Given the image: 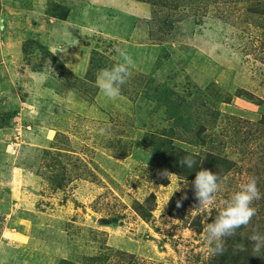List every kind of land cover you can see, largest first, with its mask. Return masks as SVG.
Instances as JSON below:
<instances>
[{"label": "rangeland", "instance_id": "1", "mask_svg": "<svg viewBox=\"0 0 264 264\" xmlns=\"http://www.w3.org/2000/svg\"><path fill=\"white\" fill-rule=\"evenodd\" d=\"M117 48L134 67L108 99ZM263 117L264 0H0V264H262ZM173 133L224 158L211 208L167 169ZM250 177L257 214L225 242L247 250L213 254L206 227Z\"/></svg>", "mask_w": 264, "mask_h": 264}, {"label": "clouds", "instance_id": "2", "mask_svg": "<svg viewBox=\"0 0 264 264\" xmlns=\"http://www.w3.org/2000/svg\"><path fill=\"white\" fill-rule=\"evenodd\" d=\"M116 51L121 61L110 68L101 69L97 73V87L108 99H116L121 95L122 87L128 82L131 69L134 67L133 58L126 50L117 48ZM179 163L182 167L186 166L188 169H192L198 162L195 159V154H188L182 156ZM169 174L166 170L162 173L166 176ZM225 180L226 178H221L209 169L201 168L198 170L191 182L198 206L211 208L215 204L216 194L223 190ZM184 183L186 186L188 182ZM184 198H187L186 195ZM260 199L258 178L250 177L246 183L239 186V190L234 192L230 199L224 201V207L205 230L206 241L213 254H223L226 251V240L235 236L237 229L247 227L250 224L252 218L257 214L254 202ZM179 203L178 201L177 204L179 205ZM247 239L252 242L254 255H258L264 249V234L259 231L258 227L252 230ZM235 250L242 252L247 249L244 244H238Z\"/></svg>", "mask_w": 264, "mask_h": 264}, {"label": "trees", "instance_id": "3", "mask_svg": "<svg viewBox=\"0 0 264 264\" xmlns=\"http://www.w3.org/2000/svg\"><path fill=\"white\" fill-rule=\"evenodd\" d=\"M263 119H264V117H263ZM203 130L204 129H202L201 131L198 132V137H199L200 141L205 143L206 140H204V138H201V134H202ZM160 140L163 141V145H165L164 157L166 158V161L168 163L167 169L171 170V171H174L176 173H181L184 176H187L189 178L190 182H192L194 180L196 172L198 170H200L201 168L209 169L212 172H213V170H216L217 164H218L220 158H223L221 156V154L214 153L212 151L207 152L205 154V156L203 157L201 153H198V152L195 153V152H192V151L188 150L187 148H183V147H180V146L176 145L175 141L178 140V139H177V135L174 134V133L169 135L168 138L162 137V138H160ZM198 141L199 140H197V143H198ZM188 154H195V159L198 162L192 169H188L186 166L182 167L180 165V163H179L180 158L182 156L188 155ZM224 174H225V172H223L221 174V176L224 175ZM189 197H190L191 201H193V199H194V201L197 200L196 197H195V192H190ZM152 198L155 199V195H152ZM137 210L146 219H149L150 217H152L151 209L144 210V205L143 204L139 203L138 207H137ZM191 223L196 225L197 229L198 228L200 229V227L203 226L201 220L198 219V216L195 217L192 220ZM239 242H240V244H244L246 246V248H247V245L245 243H243L241 240ZM236 245H238V244L232 243L230 245L228 244V245H225V246H227V247L232 249V248H236ZM237 252H241V251H237ZM225 254L227 255V253H225ZM261 256H262V264H264V249H263V252H262ZM101 261H104V259H101ZM222 261L224 262L225 259H223ZM222 261H220V264H221ZM62 264H76V263H74L72 261H64ZM97 264H98V262H97Z\"/></svg>", "mask_w": 264, "mask_h": 264}]
</instances>
